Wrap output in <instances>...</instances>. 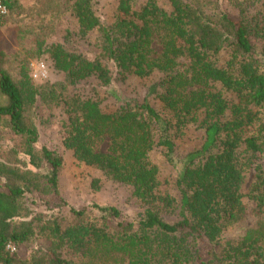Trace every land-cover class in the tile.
Wrapping results in <instances>:
<instances>
[{"label": "trees", "instance_id": "1", "mask_svg": "<svg viewBox=\"0 0 264 264\" xmlns=\"http://www.w3.org/2000/svg\"><path fill=\"white\" fill-rule=\"evenodd\" d=\"M1 1L0 28L22 8ZM32 13L11 29L13 49L0 46V264H264V0H116L108 21L98 0H40ZM38 59L83 92L36 84ZM154 75L152 98L124 94ZM38 101L64 109L63 146L96 172L94 191L131 189L133 218L97 202L61 215L47 201L64 160L38 145ZM154 151L175 170L169 186Z\"/></svg>", "mask_w": 264, "mask_h": 264}, {"label": "rangeland", "instance_id": "2", "mask_svg": "<svg viewBox=\"0 0 264 264\" xmlns=\"http://www.w3.org/2000/svg\"><path fill=\"white\" fill-rule=\"evenodd\" d=\"M22 8L12 22L6 24V26L0 28L2 33V39L0 46L6 50L13 49L12 43V31L11 29L21 23H31L34 19V13H32L33 6L39 5L40 0H20ZM116 0H98L99 10L102 14V18L106 21L110 20L112 10L115 6ZM68 22H72V18L67 14ZM68 22H63L56 30V32L47 39V43H59L61 42L63 30ZM156 52H159L160 46L158 43L154 44ZM43 62L46 67V76L42 77L34 72H38V63ZM30 75L36 84H40L43 80L49 82H60L63 84L69 92L79 93L85 88L84 84L75 83L70 84L63 72L54 70L50 64L44 59H38L30 64ZM158 76L154 75L146 79L132 80L128 86L123 89L124 94L140 98L143 95H147L152 98L151 90L153 84L157 81ZM158 107V104L153 101ZM66 115L62 106H55L50 111L44 109L39 101L36 103V114L34 116L36 126L38 128V145H44L51 149L57 150L63 156V166L59 173V195L56 197H46L50 204H53L60 209L61 215H67L70 209L80 210L85 206L93 202L99 204H110L117 206L126 218H133V212L137 210V204L131 195V189L116 183H112L106 180L101 181L100 188L96 191L91 186V179L96 176V172L90 167L79 165L72 157L71 153L63 146L62 140L65 137V130L63 127V121ZM200 132H193L185 139L183 149L181 147L179 152H184L191 145L195 143V140L199 138ZM151 161L159 169V179L164 181L161 187L169 186L165 181L172 182L175 176V170L171 167L165 157L160 151H154L150 155ZM40 203V202H39ZM38 203V204H39ZM40 205V204H39ZM38 210H41L40 206L36 205ZM247 222L242 221L235 228L228 230L227 234L230 236L234 233L241 231L245 227ZM17 250V249H16ZM17 253L30 260L33 256V250L29 247H20Z\"/></svg>", "mask_w": 264, "mask_h": 264}, {"label": "built area", "instance_id": "3", "mask_svg": "<svg viewBox=\"0 0 264 264\" xmlns=\"http://www.w3.org/2000/svg\"><path fill=\"white\" fill-rule=\"evenodd\" d=\"M7 13V9L5 7V5L2 3V1L0 0V18L3 17L4 15H6ZM38 69V72H34L39 76L45 77L46 76V67L44 65L43 62L38 63V65L36 66ZM7 247L11 250V251H15V246L12 243H9L7 245Z\"/></svg>", "mask_w": 264, "mask_h": 264}]
</instances>
